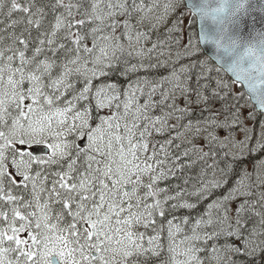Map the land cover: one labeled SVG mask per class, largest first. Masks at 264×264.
I'll return each mask as SVG.
<instances>
[{"label":"snow or ice","instance_id":"obj_1","mask_svg":"<svg viewBox=\"0 0 264 264\" xmlns=\"http://www.w3.org/2000/svg\"><path fill=\"white\" fill-rule=\"evenodd\" d=\"M0 264H264V0H0Z\"/></svg>","mask_w":264,"mask_h":264}]
</instances>
